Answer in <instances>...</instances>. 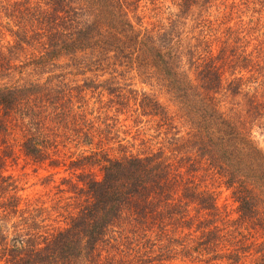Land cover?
Wrapping results in <instances>:
<instances>
[{"label": "trees", "instance_id": "16d2710c", "mask_svg": "<svg viewBox=\"0 0 264 264\" xmlns=\"http://www.w3.org/2000/svg\"><path fill=\"white\" fill-rule=\"evenodd\" d=\"M157 2L0 0V136L26 115V156L57 166L55 125L76 154L75 178L59 188L73 195L47 207L23 201L19 181L1 170L11 146L1 150L0 264H240L251 249L258 254L245 264H264V240L229 228L249 224L264 236V151L251 134L252 125L264 129L252 86L264 76L263 24L253 17L264 0L241 1L252 9L247 20L211 14L212 0H178L176 11L144 22L146 10L165 12ZM134 77L151 91L131 88ZM225 94L245 101L227 111ZM123 111L135 123L148 117L159 145L144 136L142 150L122 139L117 152L105 148L120 136ZM209 179L231 189L236 220L221 214Z\"/></svg>", "mask_w": 264, "mask_h": 264}, {"label": "rangeland", "instance_id": "374dc122", "mask_svg": "<svg viewBox=\"0 0 264 264\" xmlns=\"http://www.w3.org/2000/svg\"><path fill=\"white\" fill-rule=\"evenodd\" d=\"M212 1L214 2L210 7L211 14L216 15V11L218 10H221V12L228 15L230 12H233L231 15H229L233 18V22L238 21L239 16H241L243 20H247L252 14V9L250 7L249 9H246L243 4H241L242 0H236L237 6L232 10L231 7H229L230 1L232 0ZM177 2L178 0H158L156 4H162V10H164L165 12H160V14L154 15L155 11L146 10V12L144 13V22H156V20L160 19L162 16L166 17L168 15V12L176 11ZM240 5L244 8H241ZM224 6L227 7L224 8ZM150 7L151 4L147 3V9H150ZM236 8H238L239 11L236 10ZM253 14L254 19L260 17V24H263V28L259 31V33H261L262 31H264V12L260 14L263 15V17H261L259 13ZM30 50L31 49L29 47L24 49V68L26 67V58L29 56ZM263 62L264 61L262 60L261 64H263ZM20 64L21 61L19 60L18 65ZM18 65L14 68L13 73H17L20 70V67ZM26 73L27 72L24 71V77L26 76ZM32 75L33 73L29 74L28 76L31 77ZM45 75L46 74L40 72L38 75L35 74L32 77L44 78ZM253 81L254 82L252 83V86L257 87V91L260 94V97H258V101L263 102L264 83H261L262 81H264V76L260 75V77L254 79ZM130 82L131 88L138 89V91H151L147 83L142 82L141 79H138L137 77H134ZM244 90H248L247 85L245 86ZM160 98L163 102L169 103L167 96H165L164 94H161ZM96 99L97 97L95 96L90 97L88 100L89 104L91 106L97 107L99 104L97 103ZM221 99L223 107L227 111H233L234 108L237 109L239 106L238 102L245 101L243 100L244 98L239 94H236L234 96L225 94V96H222ZM12 115L17 117V114L13 113ZM91 115L93 116V113H91ZM22 117L16 122L13 121L11 123V128L8 133H6L4 136H0V152L3 148L9 149L7 145L11 146V151L9 153L10 155L6 156V162L2 166L1 170L4 174L11 175L19 181V184L21 186L20 194L24 202L26 201V199H29L38 203H42L44 206L51 207V205H54L56 203L58 198L73 195L72 193L61 192L59 191V188H63L65 190H67L68 188L67 185L60 184L63 177L73 179L75 178V176L71 174L72 170L68 167L70 160L76 157L74 151L75 147L74 144L69 141L68 138H66V134L68 133L64 134V126L55 125L58 129L55 131L56 136H53L52 138V146L49 147V152L56 155V159L59 161L57 166L52 165L48 161H35L31 157L26 156L21 149V141L24 138V135L27 133V129L29 128V119L26 115H24V118ZM138 119L140 120V122L135 123V115H132V112L123 111L122 113H119L118 123L116 125L120 129V136L119 138H117V141L112 139L103 140V143L106 142V145H104V147L108 148L110 146H113L114 148L112 152L115 153L117 152V145L119 141L118 139H122L121 142H125L126 140H128L129 143L133 145V151L142 150L144 149V146L142 144V138L144 136H146V138H151L150 141L147 142V144H152L154 147L158 146L159 144L157 143V141L159 140L154 137L156 132L151 128L153 122H147L146 120L148 119V117H139ZM261 121L264 122V114L263 116L257 117V119H255V123ZM139 130H142L145 133L138 134ZM251 134L256 144L264 151V129L259 125H252ZM70 152L74 153L71 154ZM55 155H53L52 158H54ZM208 183H210V186L216 194V204L223 217L229 220H236L239 216V213L237 210V202L232 195L231 189L227 188L225 184H220L218 180L209 179ZM52 213L53 216L57 214L55 211H53ZM57 219L59 220L63 218L58 217ZM248 226L249 224L246 225L243 223L242 225H239V223L236 224L234 221L233 225L229 228L230 230H233L235 236L238 234V232H242L245 233V236L247 238H252V240L257 239L258 242L264 240V236H262L260 233L258 234V232L253 228H247ZM237 237H240V235H237ZM257 254L258 253L255 252V250L251 249L250 253L245 257V259L240 262L242 264L249 263ZM173 263L201 264L200 262L195 260L191 261L186 257H180L179 259L174 260ZM213 264H229V262H226L224 260H216Z\"/></svg>", "mask_w": 264, "mask_h": 264}]
</instances>
